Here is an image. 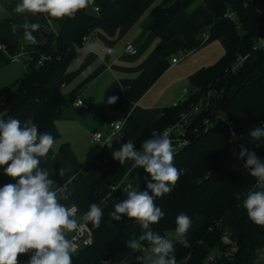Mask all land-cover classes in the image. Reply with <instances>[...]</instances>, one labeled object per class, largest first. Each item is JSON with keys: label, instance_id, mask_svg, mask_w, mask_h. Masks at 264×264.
<instances>
[{"label": "trees", "instance_id": "obj_1", "mask_svg": "<svg viewBox=\"0 0 264 264\" xmlns=\"http://www.w3.org/2000/svg\"><path fill=\"white\" fill-rule=\"evenodd\" d=\"M144 1L95 0L94 4L100 7L97 14L85 9L78 11L74 18H52L51 22L59 27L58 33L47 36L45 44L36 45L25 52L30 56L27 72L10 88L0 91V97L6 98L5 108L0 106V112L5 113L4 118H17L21 123L31 119L40 132L51 133L55 142L60 140L56 123L63 118V108L68 104L60 90V82L77 53L72 47L73 43L83 48L84 38L93 35L102 25L110 32L117 31L141 10ZM196 1L167 0L163 6L156 7L152 11L154 21L151 31L162 40L172 39V20ZM204 1L213 14V19L208 23V42L219 41L224 55L214 65L190 76L186 101L166 108L151 129L134 142L139 149L152 130L162 132L174 125L183 112L199 105L202 99L211 94L209 108L201 111L192 124L189 145L175 154V166L182 169L183 174L169 194L155 198L156 205L165 215L151 227L167 237L174 232L175 220L180 213L188 215L192 224L202 220L196 230L188 232L190 247L175 242L177 264H263L260 256L264 253V226L250 221L242 206L243 196L237 200L236 195L256 187V178L243 167L246 157L239 158L241 146L254 151L264 160V138L257 141L249 135L250 128L264 126V52L253 51L256 41L264 36V11H258L251 0ZM167 17L170 19L167 20ZM7 48L11 54L22 51L12 45ZM2 56L7 63H11ZM42 56L50 59L40 65ZM241 56L248 58L238 70L233 71L232 67ZM193 86H197L199 91L194 93ZM216 113H221L226 122L205 126L204 120ZM68 148V144H64L60 150L65 152ZM47 156H53V149ZM104 159L105 155L98 153L88 168H101L95 164L97 160L103 162ZM120 165L116 160L112 162L103 178L110 176ZM140 171L144 169H138L130 178ZM149 180L148 174L141 186L142 191L147 190ZM15 182L4 173L0 176V187ZM99 185L100 182L93 185L91 195ZM122 194V191L115 193L101 206L104 218L98 227L95 226L93 243L81 249L74 256L72 264H101V261L114 264L117 255L130 251L126 242L138 239L141 229L134 219L127 216L120 221L110 220V213L114 205L122 201ZM230 230L234 233L230 238L236 245L232 259L229 258L228 248L221 243L224 231L230 234ZM142 246L147 249V242H142ZM215 251L219 252L215 262L208 263V258Z\"/></svg>", "mask_w": 264, "mask_h": 264}, {"label": "crops", "instance_id": "obj_2", "mask_svg": "<svg viewBox=\"0 0 264 264\" xmlns=\"http://www.w3.org/2000/svg\"><path fill=\"white\" fill-rule=\"evenodd\" d=\"M166 1L145 0L141 10L115 32H110L104 25L97 28L90 40L97 45L95 52L90 53L83 46L60 82V90L68 100L62 111L63 118L56 123L61 138L54 143L53 156L41 157L39 166L48 170L50 175L53 172L51 178L57 183L54 187L63 186L76 174V180L67 185L71 193L69 200L61 203L78 207L82 214L89 210L92 203L102 206L109 198L106 195L113 185L126 184L129 190H133V185L139 181L138 188L141 190L148 174L140 171L128 183L130 176L138 170L131 169V161L103 178L109 165L115 161L112 152L128 140L134 143L151 129L166 108L180 103L184 91H188L190 76L214 65L224 55L219 41L208 42V23L213 14L204 0L196 1L172 20V39L165 41L155 35L151 31L154 21L152 11ZM251 2L258 11H264V0ZM18 3L20 0H0V43L27 52L31 47L45 44L47 36L58 33L59 27L50 23L46 15L16 13ZM25 21L40 24L39 30L33 32L35 43L24 38L22 25ZM129 45L137 49V54L127 52ZM105 46L113 49L111 55L104 53ZM27 59H23L22 65L21 62L7 63L0 53V91L10 88L24 76ZM173 59H177V63H173ZM111 96L118 97L116 103L108 104ZM76 98L87 103L89 109L74 108L72 102ZM119 120L126 122L114 137L116 140H113L112 147L102 145L114 132L109 124ZM96 132L103 134L100 143L92 142ZM64 144H68L69 148L61 152ZM100 152L105 155L107 163L97 170L88 168ZM62 166L71 168L63 178L59 175ZM3 173V168H0V176ZM97 182L100 185L91 195V189ZM254 190H258L257 186ZM125 198L126 194L121 196V200ZM201 224L202 220L191 231ZM235 250L234 244L228 249V255H233ZM218 254L215 251L211 256Z\"/></svg>", "mask_w": 264, "mask_h": 264}, {"label": "clouds", "instance_id": "obj_3", "mask_svg": "<svg viewBox=\"0 0 264 264\" xmlns=\"http://www.w3.org/2000/svg\"><path fill=\"white\" fill-rule=\"evenodd\" d=\"M94 3L95 0H20L15 12L46 14L51 23L52 18H74L78 11L88 9ZM22 27L25 40L35 43L33 32L39 30L40 24L25 21ZM72 47L80 51L76 43ZM85 47L91 53L95 52L97 45L88 41ZM103 51L106 55L113 53V49L107 46ZM192 90L195 93L199 88L193 86ZM117 100V96H111L107 102L114 104ZM4 115L0 112V168L16 182L0 187V264H19L18 257L22 254L29 255L27 264H72L76 243L75 237L69 239V234H83L89 222L98 227L104 218V210L92 203L82 217H77L75 207L61 203L69 200L71 193L67 185L76 180V174L63 186L54 187L57 183L51 178L53 172L50 175L48 170L39 166L40 158L46 157L53 148L55 138L49 132H40L31 119L22 124L17 118L9 116L5 119ZM119 121L114 122L116 131L108 135L102 145L112 147L114 137L126 122ZM249 135L254 140H261L264 138V126L250 128ZM245 157L243 167L256 178L258 190L237 193L236 198L240 200L243 196L242 206L250 221L264 226V160L241 146L239 158ZM112 158L121 165L131 161V169L142 168L150 176L147 190H126V198L116 203L110 213V220L120 221L127 216L134 219L141 229L138 239L126 242L133 252L140 253L143 251L142 242H147V254L136 256V264H177L174 240L184 247L191 246L187 239L191 218L185 213L176 217L174 240L160 235L151 227L165 215L156 205L155 198L169 194L183 174V170L175 166V152L168 132L152 130L139 149L128 140L112 152ZM70 171V167L62 166L59 175L63 178ZM107 197H111V192ZM101 264L105 262L101 261Z\"/></svg>", "mask_w": 264, "mask_h": 264}, {"label": "built area", "instance_id": "obj_4", "mask_svg": "<svg viewBox=\"0 0 264 264\" xmlns=\"http://www.w3.org/2000/svg\"><path fill=\"white\" fill-rule=\"evenodd\" d=\"M88 11L97 14L100 12V7H98L97 5L94 4L93 6L88 8ZM228 17L232 18L233 15H228ZM91 38H92V35H89V36L84 38V46L88 41L91 40ZM0 46H2V47H0V53L3 54L6 58H8L12 63H20L25 58H28L27 60L30 59V56L27 55L24 51H21L17 54H11L8 51L7 46H5L2 43H0ZM126 50H127V52H129L131 54H137V52H138L137 49H135L131 45H129L126 48ZM253 51L264 52V36L260 37L256 41V43L253 46ZM247 58H248V56L239 57L236 64L232 67V70L233 71L238 70L243 65V63L247 60ZM48 59H50V58L47 56H42L41 60L39 61V64L42 65ZM177 61H178L177 59H173V63H177ZM187 95H188V92L185 90L183 93V98L181 99L180 103H183L186 101ZM210 97H211V94H209L207 97L202 99L199 105L193 107L192 109H190L186 112H183L180 115L178 121L174 125L166 128L165 130L162 131V132H165V131L168 132V134L172 140V146H173L175 154L180 152L186 146L189 145V143H190L189 133L191 132L192 124L194 123L197 116L201 113V111L207 110L209 108ZM5 99H6L5 96L0 97L1 108H5ZM72 106L74 108H78V109H85V110L89 109V105L87 103H85L81 98H76L72 102ZM219 122H226V118L221 113H216V114H213L212 116H210V118H207L206 120H204V125L209 126V125H212L214 123H219ZM109 126L112 129V131H114V132L116 131L114 122H111L109 124ZM232 135H233V132H232ZM102 137H103L102 133L96 132L92 136V142L100 143L102 140ZM233 151H234L233 154H235L236 151L235 150H233ZM113 188H115L116 190L112 191ZM126 190H129V187L126 184L113 185L110 189L111 197L119 191L126 193ZM73 207H75L77 209V212H76L77 217H82L84 215L80 212L78 207H76V206H73ZM94 230H95V225H93L89 222L86 224V227L83 230V234H78L75 232L70 233L71 234L70 239L75 237V243H76V251L75 252H78L79 250H81L87 246H90L93 243ZM221 243L224 247H226L228 249H230L234 245V243H233L232 239L230 238L229 233L227 231H224V233L221 237ZM262 255H263L262 260L264 261V253ZM28 259H29V257H18L19 264H27ZM215 260H216V256H210L208 258L207 262L208 263H214Z\"/></svg>", "mask_w": 264, "mask_h": 264}, {"label": "rangeland", "instance_id": "obj_5", "mask_svg": "<svg viewBox=\"0 0 264 264\" xmlns=\"http://www.w3.org/2000/svg\"><path fill=\"white\" fill-rule=\"evenodd\" d=\"M234 20L237 22L238 21V19L235 17L234 18ZM240 32H242L241 30H240ZM23 64V62H21V64L20 65H22ZM15 65V64H14ZM101 160H97L96 161V166H104L106 163H107V160L106 159H104L103 160V162H100ZM115 175V173L113 174V176ZM131 180V178L128 180V183L129 182H131L130 181ZM139 184H140V182L138 181L135 185H133V187H134V189L133 190H135V191H140V189L138 188V186H139ZM126 193H123L122 195L124 196ZM199 221L200 220H197L196 222H194L193 224H192V226H191V228H190V230L191 229H193V227L195 228V226L199 223ZM230 235L233 237L234 236V233L230 230ZM71 238V234H69V239ZM167 238H169V239H173L174 240V232H171V233H169L168 234V236H167ZM174 244H175V240H174ZM234 244H235V242H234ZM80 251V250H79ZM78 251V252H79ZM78 252H74V253H72V257H74ZM145 254H147V249L146 248H144L143 247V251L140 253V252H133L131 249H130V251L127 253V254H125V255H122V254H119V255H117L116 257H115V260H114V264H122V262L123 261H125V264H136V261H135V257L136 256H139V255H145ZM262 256L263 255H261L260 256V258L262 259Z\"/></svg>", "mask_w": 264, "mask_h": 264}, {"label": "water", "instance_id": "obj_6", "mask_svg": "<svg viewBox=\"0 0 264 264\" xmlns=\"http://www.w3.org/2000/svg\"><path fill=\"white\" fill-rule=\"evenodd\" d=\"M234 257V255H229V258L232 259Z\"/></svg>", "mask_w": 264, "mask_h": 264}]
</instances>
